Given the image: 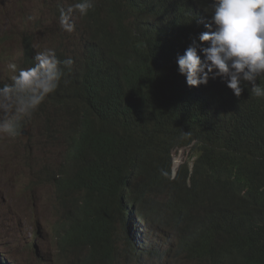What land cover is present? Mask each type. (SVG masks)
Segmentation results:
<instances>
[{"label": "trees", "instance_id": "16d2710c", "mask_svg": "<svg viewBox=\"0 0 264 264\" xmlns=\"http://www.w3.org/2000/svg\"><path fill=\"white\" fill-rule=\"evenodd\" d=\"M209 3L94 0L86 16L75 13L91 40L22 120L23 130L38 118L44 135L66 144L33 172V188L54 195L52 264H143L152 251L164 264L166 246L193 264H264L255 183L264 170V98L243 99L244 89L238 99L219 77L196 90L178 72L177 57L194 42L203 60ZM61 4L59 16L73 5ZM35 55L27 39L24 69ZM51 111L73 126L56 124ZM187 148L174 175L173 153ZM152 236L173 241L154 245ZM0 264L11 262L0 254Z\"/></svg>", "mask_w": 264, "mask_h": 264}, {"label": "rangeland", "instance_id": "374dc122", "mask_svg": "<svg viewBox=\"0 0 264 264\" xmlns=\"http://www.w3.org/2000/svg\"><path fill=\"white\" fill-rule=\"evenodd\" d=\"M64 1L74 5L73 0ZM61 6V0H0V86L10 83L15 75L9 63L24 69L23 44L27 39L34 44L36 54L55 48L62 51L63 59L76 58L74 52L91 34L79 25L75 13L74 31H63L58 19ZM68 7L64 3V8ZM77 55L80 56L78 52ZM51 114L59 126H73L56 112ZM36 119L18 139L0 134V254L11 264H52L58 253L51 231L56 216L54 195L50 188L34 189L33 184L37 183L34 174L44 161L51 156L60 158L66 144L57 136L44 135ZM189 151L187 148L173 153L174 162L181 160L178 169L189 158ZM133 224L136 226V222ZM140 226L144 228L143 223ZM134 234L139 236L138 230ZM153 244L158 243L154 240ZM165 248L174 251V246ZM165 261H173L171 254Z\"/></svg>", "mask_w": 264, "mask_h": 264}, {"label": "clouds", "instance_id": "9594fccd", "mask_svg": "<svg viewBox=\"0 0 264 264\" xmlns=\"http://www.w3.org/2000/svg\"><path fill=\"white\" fill-rule=\"evenodd\" d=\"M93 8L94 0H77L67 11H61V29L69 33L74 31L72 14L86 16ZM208 8L211 16L206 25L208 30L198 37L201 44L208 45L200 49L203 60L194 42L177 57L179 74L186 78L187 86L196 87V90L207 85L209 79L219 77L238 99L245 95L242 93L244 89L249 97L243 99L264 98V0H210ZM86 42L80 44V50ZM78 58L82 59V56ZM34 59V65L25 69H18L14 63L8 64L15 75L10 83L0 86V134L8 137L21 135L22 120L31 118L59 87L64 76L61 65L70 70L73 63L71 58L61 61L52 49L38 52ZM177 171L173 161V174L176 175ZM259 171L255 183L264 198V170ZM161 239L155 237L152 242L156 240L160 244ZM170 254L173 261L164 264H193L177 256L175 250L167 253L166 258ZM154 256L152 251L143 257V264H162Z\"/></svg>", "mask_w": 264, "mask_h": 264}, {"label": "bare ground", "instance_id": "6f19581e", "mask_svg": "<svg viewBox=\"0 0 264 264\" xmlns=\"http://www.w3.org/2000/svg\"><path fill=\"white\" fill-rule=\"evenodd\" d=\"M180 162H181V160H179V159H177L176 161H175V168H177L178 166H179V164H180ZM212 219V218H211ZM175 221V220H174ZM210 221V220H209ZM205 222V221H204ZM207 223V222H206ZM209 224V223H208ZM203 225H205V223L203 224ZM202 225V226H203ZM200 226V225H199ZM201 226V227H202ZM198 227V226H197ZM205 227V226H204ZM196 228V227H195ZM203 228V227H202ZM200 229V228H199ZM192 234V233H191ZM190 234V235H191ZM152 239H155V236H152Z\"/></svg>", "mask_w": 264, "mask_h": 264}]
</instances>
